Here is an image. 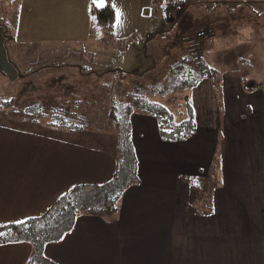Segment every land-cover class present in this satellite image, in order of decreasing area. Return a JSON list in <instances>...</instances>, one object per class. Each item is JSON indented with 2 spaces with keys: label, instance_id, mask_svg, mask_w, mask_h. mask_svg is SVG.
<instances>
[{
  "label": "crops",
  "instance_id": "1",
  "mask_svg": "<svg viewBox=\"0 0 264 264\" xmlns=\"http://www.w3.org/2000/svg\"><path fill=\"white\" fill-rule=\"evenodd\" d=\"M115 4L122 14L117 40L134 37L141 61L112 60L92 44L90 0H21L17 33L0 24V95L32 108L0 109V225L42 215L78 185L113 178V134L52 127L85 139L75 141L22 126L47 119L45 106L90 103L93 73L151 70L143 0ZM196 88L190 101L198 132L180 143L165 141L155 116L135 112L139 181L125 189L114 212L80 214L63 239L45 246L47 257L58 264H264V147L259 162L233 163L226 177L204 176L221 113L211 102L213 84L204 80ZM201 89L207 98L199 99ZM32 252L29 242L0 245V264H28Z\"/></svg>",
  "mask_w": 264,
  "mask_h": 264
},
{
  "label": "rangeland",
  "instance_id": "2",
  "mask_svg": "<svg viewBox=\"0 0 264 264\" xmlns=\"http://www.w3.org/2000/svg\"><path fill=\"white\" fill-rule=\"evenodd\" d=\"M20 10L21 0H0V24L7 22L10 34L17 33ZM143 13L142 20L145 23L141 25L149 37L146 54L153 60V67L142 74H117L121 76L119 78L123 83L136 79L138 83L135 85H141V91L147 90L146 97L149 102L161 105L179 118V113L184 111L182 105L187 99L193 98V91L197 88L175 90L165 95H155L157 92L148 90L165 87L166 81L171 77L168 47L175 42L177 33L183 29V18L196 28L211 23L209 27L214 30L215 37L204 42V60L217 68V76L212 81H207L213 84L214 91L210 100L219 109L221 120L213 134L212 168L204 176H218L217 173H220V176L226 177L229 172L227 167H231L233 163L238 167L249 161L259 162V150L264 147V120L259 117L264 116V0H143ZM139 32L137 29L135 33ZM118 41L113 46L99 44L96 40L92 44L105 48V53L112 60L125 55L131 56L134 61H141L142 45L136 43L134 37ZM179 45L184 46L183 42ZM126 46L127 49L123 50ZM181 54L183 56L186 52L182 51ZM138 64L139 62L136 66ZM111 73L113 72L107 70L104 76L109 77ZM101 75L93 73L92 78L100 80ZM199 93V99L207 98L202 89ZM2 94L4 98L8 97ZM4 98L0 95V99L6 102L7 99ZM4 108L11 110L12 106ZM50 120L47 117L41 119V124L37 122V126L28 124L22 128H31L33 131L39 128L54 137L85 140L83 137L76 138L71 133L55 132L50 126ZM212 124L216 125L217 121ZM90 126L92 125L89 123L87 128L94 129ZM102 128L105 129L93 132L115 134L106 126ZM114 141L117 142L116 138ZM236 171L238 169L235 168ZM247 173L250 175L249 170Z\"/></svg>",
  "mask_w": 264,
  "mask_h": 264
},
{
  "label": "trees",
  "instance_id": "3",
  "mask_svg": "<svg viewBox=\"0 0 264 264\" xmlns=\"http://www.w3.org/2000/svg\"><path fill=\"white\" fill-rule=\"evenodd\" d=\"M115 21L114 9L101 10L92 7L91 39L109 46L119 42L115 34ZM210 24L196 28L183 18V29L177 33L175 42L168 47L171 77L166 81L165 87L158 90L153 87L148 91L157 92L155 95H165L175 90L196 88L204 80L212 81L217 76V68L204 60L205 43L215 37ZM180 42H183L184 46H180ZM165 48L167 50V47ZM182 51L186 52L183 56ZM119 77L121 76L113 72L109 77L103 73L101 80L93 79L90 103L86 101L84 105L78 101L75 107L49 105L43 108L45 112L49 111L47 117H51L50 126L66 132L99 131L105 129L103 126L112 129L117 140L116 171L111 181L106 184L78 185L70 189L42 215L18 223L0 225V245L19 242H29L33 245L28 264H58L46 256L45 246L63 239L74 228L78 216L82 213L114 212L116 203L125 189L139 181L138 158L132 138L131 118L135 112L141 111L155 116L161 138L165 141L180 143L191 138L199 130L195 109L189 99L183 106L184 111H181L180 117L177 118L172 111L149 102L146 97L147 90L141 91V85H135L138 83L136 79L123 83ZM12 101L4 102L0 99L1 108L11 105L16 113L32 110L30 107H19L16 103L13 105ZM89 123L94 129L87 128ZM191 187L193 188V182Z\"/></svg>",
  "mask_w": 264,
  "mask_h": 264
},
{
  "label": "snow or ice",
  "instance_id": "4",
  "mask_svg": "<svg viewBox=\"0 0 264 264\" xmlns=\"http://www.w3.org/2000/svg\"><path fill=\"white\" fill-rule=\"evenodd\" d=\"M90 4L94 8L105 9L112 8L115 10L116 20L118 21L117 27H119V21L121 20L122 14L115 4V0H90Z\"/></svg>",
  "mask_w": 264,
  "mask_h": 264
}]
</instances>
